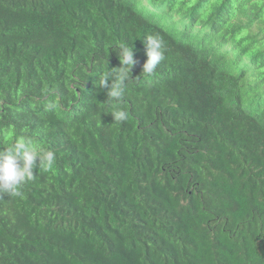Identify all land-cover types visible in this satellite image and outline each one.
Listing matches in <instances>:
<instances>
[{"label": "trees", "instance_id": "1", "mask_svg": "<svg viewBox=\"0 0 264 264\" xmlns=\"http://www.w3.org/2000/svg\"><path fill=\"white\" fill-rule=\"evenodd\" d=\"M20 136L57 159L0 196V264H264V0H0V150Z\"/></svg>", "mask_w": 264, "mask_h": 264}, {"label": "clouds", "instance_id": "2", "mask_svg": "<svg viewBox=\"0 0 264 264\" xmlns=\"http://www.w3.org/2000/svg\"><path fill=\"white\" fill-rule=\"evenodd\" d=\"M146 62L143 64L142 75H153L158 65L165 59L166 45L158 34H149L144 39ZM117 54L121 67L104 72L99 76V87L107 89L108 100L121 101L131 78L133 68L139 63L134 58V48L126 43L118 45ZM111 115L114 123L124 122L128 113L124 109H116ZM56 154L44 149L31 138L20 136L15 143L0 150V196L22 198L23 188L36 179L34 171L39 168L51 171L56 164Z\"/></svg>", "mask_w": 264, "mask_h": 264}]
</instances>
